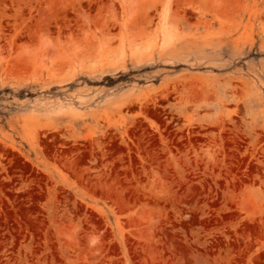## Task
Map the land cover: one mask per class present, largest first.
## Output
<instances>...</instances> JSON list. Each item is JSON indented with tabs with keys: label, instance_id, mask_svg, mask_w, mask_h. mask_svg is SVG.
<instances>
[{
	"label": "rangeland",
	"instance_id": "rangeland-1",
	"mask_svg": "<svg viewBox=\"0 0 264 264\" xmlns=\"http://www.w3.org/2000/svg\"><path fill=\"white\" fill-rule=\"evenodd\" d=\"M0 264H264V0H0Z\"/></svg>",
	"mask_w": 264,
	"mask_h": 264
}]
</instances>
